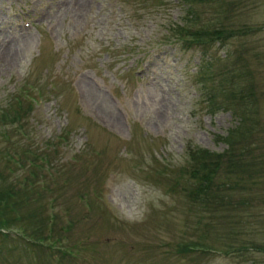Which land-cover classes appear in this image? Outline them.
Here are the masks:
<instances>
[{
  "label": "rangeland",
  "instance_id": "obj_1",
  "mask_svg": "<svg viewBox=\"0 0 264 264\" xmlns=\"http://www.w3.org/2000/svg\"><path fill=\"white\" fill-rule=\"evenodd\" d=\"M83 1L0 0V264H264V0Z\"/></svg>",
  "mask_w": 264,
  "mask_h": 264
},
{
  "label": "trees",
  "instance_id": "obj_2",
  "mask_svg": "<svg viewBox=\"0 0 264 264\" xmlns=\"http://www.w3.org/2000/svg\"><path fill=\"white\" fill-rule=\"evenodd\" d=\"M188 1L187 3H196V2H205V0H186ZM190 2V3H189ZM191 14V15H190ZM189 16H192V13H189ZM201 27L198 26L196 28L193 29H189V27L186 26V28H177V30L179 31L180 38H179V42H182V44L187 43L189 41H194L196 42L197 45H204V44H208V42L211 41H216V43H218L219 41H221L222 38L225 37V34L227 32H225V29L216 27L213 28L212 30H206V31H202V29H200ZM200 29V30H198ZM194 35L195 38H190V36ZM183 36V37H182ZM252 92V87L250 89H248L246 91V89L238 94L237 96V102L239 103V106L243 109L245 107L250 109V113H252V107L254 105V101H255V97L253 96ZM214 95V94H213ZM255 95V93H254ZM216 96H218L216 94ZM20 102V100H18ZM237 112L233 111V116L236 117ZM2 113H0V120H3L2 117ZM240 116V115H239ZM238 116V117H239ZM253 116V115H252ZM19 117V115L17 113L14 114H8L5 116V119H8V122H17V118ZM241 118H238V123L240 125L241 123ZM5 122L0 121V124H4ZM244 123V122H242ZM235 129H233L234 131ZM232 131V132H233ZM232 132H230V134L228 135V139L232 138ZM239 132V131H238ZM4 133V132H3ZM5 135V133L3 134ZM238 141V140H237ZM232 142H236L232 139ZM231 141H226V153H227V157L229 162H231L232 160H234L238 154V156H241L243 154H245L248 150L252 149L250 145L244 146V152L242 153V146L241 143L236 142V146L233 145ZM223 156V153H221L220 155L216 156L213 154L208 153V151H204L201 149H198L196 151H194V154L191 156L192 158L191 160V167L189 169V173L192 175V177H194V179L197 180V185L196 187L189 193L190 196L193 197H197L198 192L199 193H206V190L208 191L209 189V184L212 180L213 177V173H214V169L216 167H214L216 165V162L218 163V159L217 157H221ZM215 157V159H214ZM216 161H214V160ZM213 160V161H212ZM241 160H245L244 157H240V162ZM15 193V191H10V194L13 196ZM6 197H8V193L7 194H1L0 193V206H3L5 204V200ZM213 197V196H212ZM37 213H33L31 218H35L37 217L38 214V210L36 211ZM50 223L53 221V219L50 217ZM49 220H46V224L45 227L47 226ZM5 227V228H2ZM8 228L9 226L6 222H2L0 219V230L3 229V232L0 231V236H5L7 237V233H8ZM21 231H22V235L20 238L23 239L22 243L23 246L25 247L26 245H34V244H38L40 246H43V241L40 240L41 235H38L39 232H35V231H30L28 232L27 236L25 235L26 233V228H23L22 226H20ZM44 231V230H43ZM5 232V234H3ZM21 233V232H20ZM18 233V234H20ZM18 234H16L18 236ZM40 237V238H39ZM46 238V236L44 235V239ZM28 240V241H26ZM45 245V244H44ZM46 246H48V244H46ZM186 246L189 249H196V246L193 245H189V244H179V248H184L186 249ZM49 247V246H48ZM188 250V249H187ZM23 251V250H22ZM191 251V250H189Z\"/></svg>",
  "mask_w": 264,
  "mask_h": 264
},
{
  "label": "bare ground",
  "instance_id": "obj_3",
  "mask_svg": "<svg viewBox=\"0 0 264 264\" xmlns=\"http://www.w3.org/2000/svg\"><path fill=\"white\" fill-rule=\"evenodd\" d=\"M76 4H82L84 1L83 0H73Z\"/></svg>",
  "mask_w": 264,
  "mask_h": 264
}]
</instances>
